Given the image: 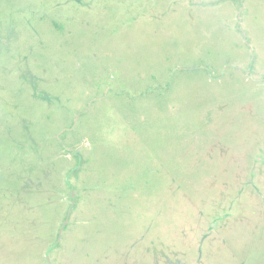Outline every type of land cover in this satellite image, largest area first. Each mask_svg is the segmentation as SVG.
<instances>
[{
	"label": "rangeland",
	"instance_id": "374dc122",
	"mask_svg": "<svg viewBox=\"0 0 264 264\" xmlns=\"http://www.w3.org/2000/svg\"><path fill=\"white\" fill-rule=\"evenodd\" d=\"M0 264H264V0H0Z\"/></svg>",
	"mask_w": 264,
	"mask_h": 264
}]
</instances>
